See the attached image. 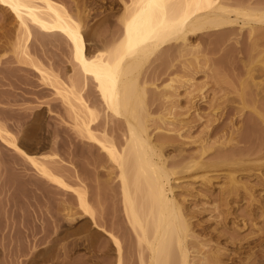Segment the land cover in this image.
Returning <instances> with one entry per match:
<instances>
[{
	"label": "bare ground",
	"instance_id": "bare-ground-1",
	"mask_svg": "<svg viewBox=\"0 0 264 264\" xmlns=\"http://www.w3.org/2000/svg\"><path fill=\"white\" fill-rule=\"evenodd\" d=\"M107 1L113 4V9L116 7L115 12H118V15L110 13L95 24L90 23L94 16L87 0H0V9L4 13L7 12L8 17L10 16L14 22L13 26L15 25L13 32L11 30L13 27L8 29L9 36L5 33V36L12 37L13 41L8 40L4 33L0 35L13 42L12 45L8 41L6 43L12 46L11 50L16 56H20L15 57L18 60L14 61L17 63H13V70L16 68L20 72L25 71V74L30 73L31 76L36 74L39 77L38 81L52 89L71 115L73 121L71 153L76 156L78 146L89 149L85 151L87 157L84 158H88L92 168L86 170L85 179L91 175L94 181L92 190H88L90 186L84 184L85 179L80 177L83 174H79L76 168L70 170L74 186L66 184L60 176L51 171L54 169L52 164L58 163L54 158L56 154H49V158L37 159L35 154L34 156L27 153L19 145L17 138L0 123L3 156L4 152H8L6 154L12 153L16 160L27 161L39 181L53 187L56 193L69 196L70 202L75 206L71 204L87 218L92 228L98 230L93 232L92 228H88L87 233L81 236L83 243H86L87 256L82 259L85 263L88 261L89 264H264V196L260 194V191L264 192V137L250 138L248 135L255 133L260 127L264 130V0ZM100 25H108V30L97 33ZM34 33L45 40L54 38L61 41L69 48L65 49L69 51L72 69L70 76H66L68 73L65 75L66 82L50 69L32 61L30 46ZM210 34L214 37L216 34L220 36L219 39L217 36L214 38L218 39L217 41L231 40L237 53L241 54L238 55L241 62L239 70L243 69L244 75L242 72L241 75L246 76L247 80L244 78L246 80L244 82L238 74L240 71L237 73L235 70L236 76L241 78L239 89L240 92L245 90L248 84L251 91L247 88L248 94L241 92L238 96V99L241 97V101L238 102L242 107L237 106L235 110L236 114L242 113L250 104L247 107L250 108L248 110L250 118L246 124H222L223 120L217 116L219 110L217 99L206 103L207 112L198 111L193 92L202 87L200 84L198 87L194 85L189 76L201 71L205 66L208 67L212 58L209 52L213 51L209 47L206 48L207 44L203 46L201 41L194 42L193 39H201L202 35L204 37ZM90 35L94 37V53H90L89 50ZM205 41L207 43V39ZM2 45L0 42L1 48ZM20 59L21 64H27L30 68L26 67L27 65H19ZM154 59L167 60L165 68L151 71L154 78H158L160 73L173 74V77L163 86L167 87L169 92L161 88L164 92L152 93V98L150 95L146 99L144 89L146 86L143 82V85L138 84L137 81L138 78L147 77L144 74H150L144 72L145 65L148 66V62ZM7 69L9 70V67ZM216 69L214 70L220 72ZM17 71L15 77L18 75ZM216 73L214 75H217ZM78 80H81L79 87ZM88 81L94 84L95 92L104 107L105 117L110 116L122 123L120 124L123 125L122 131L120 126L117 129L120 133L116 129L108 130L105 126L101 131H97L101 123L98 108L91 106L83 94ZM186 86V104L182 106L183 102L178 98L177 89ZM252 92L253 98L246 97L245 100L248 101L247 98H250V102L245 103L244 97L251 95ZM215 98L220 100L222 96ZM200 99L206 102L204 96ZM146 100L150 106L151 102H155V106L149 109ZM156 111L159 114L153 116L152 112ZM191 112H194V117L188 116ZM230 114L232 113L226 112L225 117L231 118ZM205 117H209L210 123L202 134L190 139L191 141L188 140V145L193 144L197 147L196 151L187 154L180 152L176 160L168 162L170 160H167L168 155L166 157V154H163L164 146L178 143L177 141L186 145L187 140H181L183 137L181 132L184 128H189L192 122L196 120L199 122ZM16 125L18 126L17 123ZM116 132L119 136L115 135ZM250 143L258 145L255 150L257 156L254 159L249 157L251 153H255L250 149ZM92 148L93 151L90 150ZM210 151L214 153L213 158L204 161L203 157ZM41 156L43 155L39 157ZM98 167L101 170H98ZM100 174L107 177L99 181ZM184 174L208 185L214 179L211 176L225 180V185L220 186L215 197L217 202L212 200L216 202L212 204V211L215 213L216 223L221 228L216 229L220 231L216 230V233H213L214 229L209 230V226L192 221L198 211L188 213L184 203L178 202L175 192L173 193V190H176L173 188L178 185L173 187L172 184L176 185V182L185 177ZM13 181H10L11 183L3 181L7 184L3 186L0 180V193L5 192L8 184H12V192L16 191ZM181 185L179 187H182ZM103 193L109 194L112 198V208L108 213L103 210L96 211L92 205L101 207L103 200L100 195ZM70 202L67 204L71 205ZM68 205L62 207L64 215L69 218L71 217L69 211L73 208ZM0 211L4 214L7 211L6 206H1ZM23 211L28 212V209ZM49 217L46 231L53 230L57 222L53 214ZM260 222L263 223L260 225ZM197 226L201 228L198 232L200 234L195 233L194 228ZM7 229L8 225L4 220L0 224L1 249L5 248ZM243 231L247 233L241 235ZM99 232H102L101 236L104 234V238H100ZM222 236H227L229 240V250L225 249L228 251V263L223 262L225 253L224 247L219 245L220 242L211 244V239L219 240L223 238ZM78 240L72 241L70 247L72 250L79 246ZM55 241L56 238L51 234L38 240L40 243L49 244L47 254H51ZM34 245L38 246L35 243ZM28 262L37 264L38 260L35 257ZM78 263L77 257H70L69 264Z\"/></svg>",
	"mask_w": 264,
	"mask_h": 264
},
{
	"label": "rangeland",
	"instance_id": "rangeland-1",
	"mask_svg": "<svg viewBox=\"0 0 264 264\" xmlns=\"http://www.w3.org/2000/svg\"><path fill=\"white\" fill-rule=\"evenodd\" d=\"M87 2L89 3V7H91L93 9V15L92 16H94V17L92 20H90V23L96 24V23L102 21L103 18L110 13H113L114 16L118 15L117 14L118 12H115L116 7H115V9H113V4L108 2L107 0H87ZM3 16H5V17L2 18ZM6 16L8 17L7 12L4 13L3 10L0 9V35H1V33H2V35L4 33V36H5V33L6 34L8 33V31H9L8 29H11L12 27L14 28V26H15V25L13 26L14 22H12V18H10V16L7 18ZM4 19H6V20H4ZM13 28L11 29L12 32L15 30V28L14 29ZM6 29H7V31H6ZM107 30H108V25L107 26L106 25H100L97 28L96 32L97 33H103V32H106ZM10 33H11V31H10ZM245 33H246V30H245ZM34 35L35 36H33L32 45L30 46V55H31V58L33 57L32 61H35L36 62L35 64H37V65L41 64V66L43 68L50 69L54 74H57L62 80L64 79V81L66 82L65 78H67L66 76H70V74H71L70 71L72 69V64L70 61V54L68 53L69 48L67 46H64L66 44H64L61 41H60L61 42L60 43L58 40H56L54 38L53 39L48 38L45 40L43 37H40L37 33H34ZM1 36H0V42L3 43V45H2V48L0 47V54H1L0 55V62L2 63V65H0V67H2L3 70L0 69L1 70L0 79L2 78L0 80L1 81L0 82V123L3 124L5 126V128L12 135H14L17 138L19 145L27 153H30V154L32 153V155L35 154L36 156L35 155L34 156L37 157V159H43L45 157L49 158L50 155L56 154V156L54 158L56 161H58V163H56L57 167H55L56 166L55 163L52 164V167H54V169H51V171L53 170L52 171L53 174L55 173V175L60 176L66 184H68L70 186H74V184L72 182L73 178L70 175V170L73 168H76L79 174L80 173L83 174V176L80 175V177L83 178V180H84L86 173H87L86 170H90L92 168V166L90 164L91 162L88 160V158H84V157H87V153L85 154V151H88L89 149H85L83 147L78 146L76 156L72 155L70 141H71V138L73 137V130L71 128L73 121H72L71 115L66 110V108L62 105L59 98L56 95H54L52 89H50L48 86L42 85L41 82L38 81L39 77L36 74H35L36 76L35 75L31 76L30 73L25 74L26 73L25 71H23L24 72L23 73V72H20V70H18L16 68H14L15 70H13L12 65H13V63H17V61L16 62H14V61L18 57L20 58V56H18V55L16 56L15 53L12 52V50H11L12 46L11 47H10V45L8 46L9 43L11 45L13 43V42L8 41L12 37L8 38L5 36L8 39L7 40L5 37L3 38ZM7 36H9V35L7 34ZM206 36H208V37H206ZM209 36H211V37H209ZM216 36L219 39L220 36L218 37L217 34H216ZM245 36L246 35H244V37ZM38 37L43 39V40L39 39ZM215 37L213 34L204 35V37L202 35L201 39H203V38L205 40L207 39V43L205 40L202 41L201 39H198V38H197L198 40L193 39L194 42L201 41L200 43L203 46L205 44H207V46L205 45L206 48L209 47L213 51L212 53L209 52V54L212 58L210 60V63L208 62L209 63L208 67L205 66V67L201 68V71L192 74L193 76L190 75L191 77L189 76L190 81L192 83H194V85H196L198 87V85L200 84L199 86L202 87V89H200V90L196 89V91L194 90L195 92H193V95H195V98H194L195 102H197V104H198L197 105V107L199 108L198 111L207 112L208 111L207 104L209 103V101H212V99H217L216 103L219 105V110H217L218 111L217 116L218 117L220 116L221 121L223 120L222 124H226V123H230V124L233 123L234 125H237V124L240 125L241 123L246 124L250 118V115H248V112H249L248 110H250V108H247V107H249L250 104H248L247 107H245L247 109H245V108L243 109L244 111L242 113L236 114L237 106L242 107L241 103H239L241 101L240 100L241 97H240V99H238V96H240L241 92H245V94H248L249 91L247 92V88H249V90L251 91V88L248 87L249 85L245 83L247 88H245V87L244 88L246 91L243 90L240 92V89H241L240 79L242 78V80H244V82H246V80H247L246 76L242 77V75H244L243 69H241L242 66H240V69L242 71L239 70V65L241 64V62L238 58V55L240 56L241 54L237 53L235 45H232L231 40L229 41L228 39L227 40L221 39V41H217L218 39H214ZM245 40H246V38H245ZM7 41L9 43H6ZM11 41H13V39H11ZM89 41H90V45H89L90 53H94L95 52V49L93 47L94 37L92 35L89 36ZM204 41H205V43H204ZM243 42H245V41H243ZM4 44H5V46H4ZM244 44L245 43H243L242 48L245 47ZM65 48L68 50H66ZM13 50H14V48H13ZM232 51H233V53H232ZM15 57H17V58H15ZM13 58H14V60H13ZM22 59L24 60V58H22ZM22 59H20L19 65L26 66L27 64H24V63L21 64ZM11 60H13V62ZM8 61H10V62L8 63ZM25 63H27V60ZM16 65H18V64H16ZM236 65L238 68L237 67L235 68ZM7 66L9 67V70L7 69L8 68ZM28 66L29 65H27L26 67H28ZM166 66H167V60H162V61L160 60L159 61V59H154L153 61L151 60V62L150 61L148 62V66H147V64L145 65L146 71L144 70V72H146V73L150 72V74L149 73L144 74V76H147V77L138 78L139 81H137V82H138V84L140 83V85L142 84V82L145 84L146 87L144 89H145V93L147 95V97L145 96L146 99H148L150 97V95H151L150 98H152V93H154V94L155 93H162V92H164L165 89H166V92H169V89L167 87L164 88L163 86L169 81V79L171 77H173V74L170 75V74L166 73V75H164L165 73H160V74H158L159 79L157 77L154 78V75L151 74L152 70L157 69V68L162 69V68H165ZM215 67L220 72L215 71L214 70V69H216ZM28 68H30V66ZM212 68H214V69H212ZM233 68H235V69H233ZM235 70L237 73L240 71L238 73L239 75H241V72H242L241 78H239L240 76L239 77L236 76ZM16 71H17L18 75L16 74V77H15ZM215 73L217 75H214ZM212 74L214 76H212ZM3 75H5L6 77H3ZM10 75L13 77H11ZM7 76L9 78L10 77L11 78L9 79V78H7ZM18 76L19 77L21 76V77L19 78ZM219 76H222V77H219ZM236 77H238V78H236ZM16 78H18V79H16ZM263 78H264V76H263ZM236 79L237 80L239 79V81H237ZM261 79H262V77H261ZM37 82H39L41 85ZM223 82H226V83H223ZM33 83H34V85H33ZM80 83H81V80H78L77 81L78 87L80 86ZM228 85L230 86V88ZM233 86L236 87L237 89L234 88ZM221 87H222V89H220ZM231 87H233V88H231ZM239 87H240V89H239ZM161 88H163L164 90L163 89L161 90ZM192 88H194V87H192ZM156 89H158V90L156 91ZM235 89L237 90V92H236L237 94L235 93ZM154 90L156 92H153ZM186 90H187V86L177 89L178 94H179L178 98L183 102V103H181L182 106H185V104H186V102H185V96H186L185 91ZM233 90H234V92H233ZM263 90H264V86H263ZM223 91H224V93H223ZM225 91H227V92H225ZM219 92H220V94H219ZM83 94L91 106L98 108L97 110L99 111V120L101 123H100L99 128H98L99 130H97V131H101L105 127H106V129L108 128V130H110V129H116L117 130L119 128L120 124H122V123L120 121L119 122L116 121L115 119H113L110 116H108V118H107V116L105 117L104 107L101 104V102H100V100H99V98L95 92L94 84H92L91 81H88V86L85 90H83ZM222 94H224V95H222ZM213 95L215 97H218V96L221 97L222 96V99L220 98V100H219V98H215V97H213ZM201 96H204L206 102L201 101V99H200ZM252 96H253V92L251 95L245 96L244 97L245 103L250 102L249 101L250 98H247V99H249L248 100L249 102L247 100H245L246 97L253 98ZM150 100L151 99H149V101ZM234 100H235V102H234ZM146 101L148 102V100H146ZM221 101H222V103H221ZM237 103H239L240 105ZM155 104H156L155 102H153V103L151 102V106H150V103H149V105H148V107L150 106L149 109H151V107L155 106ZM229 105H231V106H229ZM225 111L227 113H229V112L232 113V114H230L231 118L225 117L226 116ZM163 112H165V110H163ZM220 113H221V115H220ZM156 114H157V111H156V113L152 112L153 116H155ZM188 116L194 117L195 116L194 112L189 113ZM15 117L18 119H15ZM208 119H209V117H207V118L205 117L204 119L199 120V122H196V121H198V120H196L190 124L191 126L189 128H184V130L181 132L183 134L182 135L183 137H182V139L181 138H179V139H181L182 141L187 140L186 145L185 144L182 145V143L180 141H177L178 143H175L176 142L175 141L174 143L177 145H175L173 143H169V146H168V144H166L164 146L163 154L164 155L166 154L165 155L166 157L168 155L169 158L167 157V160L170 159L168 162H170L172 159H173L172 161H174V159L176 160L178 158V156H179L178 154H180V152H181V154H185V153L187 154V153L196 151L197 147L193 144L188 145L189 144L188 140L195 139V137L197 138L199 135L202 134V131H204L207 124L210 123V120H208ZM14 123L15 124L17 123L19 127L17 125H16L17 126L16 127ZM121 126L123 127V125H121ZM121 126H120V130L122 131L123 128ZM262 130H263L262 127H260L258 130H256L255 133L252 132V133H249L248 135L250 138H252V136L264 137V130L263 131ZM117 132L120 133L119 130H117ZM117 132L115 135L119 136ZM261 132L263 135L261 134ZM183 138H184V140H183ZM179 143H180V145H179ZM249 145L251 147L250 148L251 150L252 149H253V151L257 150L256 147L258 145L253 144V143L252 144L250 143ZM0 147H1V145H0ZM182 147H183V149H182ZM194 147H196V148H194ZM254 147H255V149H254ZM90 150L93 151L94 149L92 148ZM1 151L2 152L4 151L2 149V147L0 149V153L2 154ZM256 152L257 151H255V153L254 152L251 153L249 157L251 159H254L257 156ZM6 153H8V152H6ZM6 153L4 152V154H5L4 156L2 154L3 157L0 154V160H1L0 161V163H1L0 164V172H1L0 177L3 178V179L0 178V180H2L1 185L4 186L6 184V183H4L5 181L7 183H11L10 181L14 180L13 186L15 185L14 187L16 188V191L12 192L11 191L12 184H10V185L8 184L9 187H6L7 191L5 190V192H3V193L1 191L2 194L0 193V207L6 206V208H7V211L4 214H3V212L0 211V224H2V222L5 220V223L8 225V229L5 233L6 238L4 239V240H6V241H4V247L5 248L1 249V246H0V264H29L28 261L31 260L32 258H35V257L38 260L37 264H69L70 257H74V256L77 257V259L79 260L78 264H89L88 261H86L87 263L82 261V259H84L87 256V250H86V243L85 242L83 243V241L81 239L87 233V229L92 228V226L88 222L87 218L85 216H83L82 214H80L81 212L78 211V209H76V207H74L75 204L70 202V198H68L69 196H66L63 194L61 195L60 193H56V191L53 187L45 184L44 182L39 181L38 176H36L35 172L30 168L31 166L29 165V163L27 161L16 160L12 153H9V154H6ZM41 154L43 156L39 157ZM44 154H45V156H44ZM213 156H214V153L212 151H210L207 154H205V156L203 157V160L204 161H210L213 158ZM51 158H53V157H51ZM22 164H23V166H22ZM107 166L112 167L110 165H107ZM15 167H16V169H15ZM55 168H58V169H55ZM86 168H88V169H86ZM97 169L101 170L99 167ZM112 169L110 168V170H112ZM263 172H264V170H263ZM89 173L87 174V177H88ZM184 175H185V177L183 176L184 178L180 179L179 182H176L177 183L176 185L172 184L173 187L178 185L177 187L173 188V189H176V190H173V193L175 192L174 194L177 197L178 202L180 201L179 202L180 204H181V202L184 203L183 204L184 208L185 207L188 208V209L185 208L186 211L188 210L187 211L188 213L189 212L192 213V211H195V213L197 211L199 212V213L197 212L195 217H193L194 219L193 218L191 219L192 221L201 222L202 225L209 226V230L214 229V230H212L213 233H216V230H217V232L220 231L221 228L216 223L217 221H216V218L214 216L215 213L212 211V206H213L212 204H215L217 202L216 201L217 199L215 197H217L216 195L218 194V189H220V186L223 187L225 185V180L223 179L224 181H222V180H220V178L215 179V176H211L212 179L214 178L215 180L213 179V181H211V183H209V185H208V183H205V182L202 183L198 179H196V180L194 178L191 179L190 177L187 176V174H184ZM106 177H107L106 175H101V174L98 176L99 181L104 180ZM90 178H91V181H89ZM18 181H20V182H18ZM85 183H87V184H85ZM181 183H182V185H181ZM84 184L87 186L88 185L90 186V188H88V190H92L91 187H92V185H94V181L92 180L91 175H90V177H88L84 180ZM205 184H207V185H205ZM180 185L182 187H179ZM199 191H201V192H199ZM11 192H12V194H11ZM260 194H262V196H264L263 191H260ZM202 195H204V197ZM206 195L208 198L206 197ZM100 197L103 200V204H101V207H97L94 204H92V205L96 211L97 210H103L106 213H108L109 210H111V208H112V198H111V196H109V194H106V193L101 194ZM183 199H184V201H183ZM213 199H214V201H216L215 203L212 201ZM198 200H199V202H198ZM69 202H70V204L72 203L74 206L72 204L68 205ZM5 204H7V205H5ZM65 205L66 206L68 205V207L72 206L71 208H73V209H71V208L70 209L73 211V214H72V211H69V213L71 214V217H74V218H71V217L68 218L64 215L65 211H64V208L62 206L65 207ZM26 208L28 209V212L23 211V209L27 210ZM192 209H194V210H192ZM75 210H77V212ZM50 214H53V216H55V218H57V222H56V225H54L55 228L53 227L54 228L53 230L46 231V226L48 223V219L50 218L49 217ZM74 214H75V216H74ZM187 217H189V215ZM206 221H208V222H206ZM262 223L263 222H260L259 224L261 225ZM216 228H218L220 230H218ZM194 229H195V233L200 234V233H198V232H200V229H201L200 226H197ZM52 231H53V233H51ZM92 231L98 232V230H96V228L95 229L92 228ZM245 233H247V231H243V233H241V235L245 234ZM47 234H49V235L51 234V236L56 238V241H55L53 248H52L53 250H51L52 251L51 254L46 253V249L49 245L48 243L38 242V240L44 239L45 236H47ZM100 234H102V232L101 233L99 232L98 235L100 236V238H104V236H103L104 234L102 236ZM222 237L223 238H220L221 240L220 239L215 240L214 238L211 239V242H212L211 244H214V243L216 244V242H220L219 245L224 247L223 252L225 253L223 255V262L228 263L229 261H227V258H228V255H227L228 251L227 250H229V245H228L229 240H228L227 236H222ZM224 238L226 241L224 240ZM24 239H25V241H24ZM74 239H79L78 240L79 246L75 250H72L70 247H71L72 241ZM31 240H33V241H31ZM34 240H35V242H34ZM30 243H31V246H30ZM32 243H33V245H32ZM34 243L38 246H35ZM225 249H227V250H225ZM15 250L16 251L19 250V251L16 252ZM20 252L22 254H20ZM48 256H49V259H47Z\"/></svg>",
	"mask_w": 264,
	"mask_h": 264
}]
</instances>
